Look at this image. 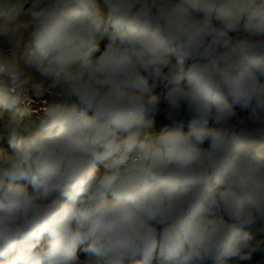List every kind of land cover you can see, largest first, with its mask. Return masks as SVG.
<instances>
[{"label": "clouds", "instance_id": "1", "mask_svg": "<svg viewBox=\"0 0 264 264\" xmlns=\"http://www.w3.org/2000/svg\"><path fill=\"white\" fill-rule=\"evenodd\" d=\"M162 102L187 132L153 135ZM0 106V264L246 258L264 152L231 121L264 133V0H0Z\"/></svg>", "mask_w": 264, "mask_h": 264}, {"label": "trees", "instance_id": "2", "mask_svg": "<svg viewBox=\"0 0 264 264\" xmlns=\"http://www.w3.org/2000/svg\"><path fill=\"white\" fill-rule=\"evenodd\" d=\"M28 5L25 6L27 8ZM108 43V38L104 37L100 41V51L97 52L99 56L105 49ZM173 62H175V57H173ZM190 64V62H187ZM163 90L162 85H158L155 89L157 93ZM161 111L156 115L155 121L156 130H162L165 127L172 128L179 124L180 120L185 121L184 131H188L187 126V115L184 113L182 117H178L176 121L169 120L167 117L168 106L165 103H161ZM233 131L245 141V143L252 144L254 147H259V149L264 152V133H254L252 130L255 128L254 123L249 120V111L242 110L239 107L236 108V116L233 117L232 121ZM210 127L213 126L210 122ZM254 142V143H253ZM210 141H205L203 147H207ZM14 150L10 144H6L0 147V155L10 154ZM98 175L101 174L97 171ZM102 175V174H101ZM31 191V187L29 186ZM248 231L251 234V239L249 241L248 247L243 250L242 256L246 258H241V256L233 257L226 262V264H264V216H258L256 221L249 226ZM78 264H86L90 259L89 255L83 250H79L78 253ZM211 264V262H209Z\"/></svg>", "mask_w": 264, "mask_h": 264}, {"label": "built area", "instance_id": "3", "mask_svg": "<svg viewBox=\"0 0 264 264\" xmlns=\"http://www.w3.org/2000/svg\"><path fill=\"white\" fill-rule=\"evenodd\" d=\"M232 35L234 38H236L237 35L242 37L245 34L241 32L239 34L233 33ZM27 95H28V102H26V104L23 106L28 107L32 112V115L37 120H39L43 115L44 109L53 102V98L48 94H41V93L36 94L33 90H29Z\"/></svg>", "mask_w": 264, "mask_h": 264}, {"label": "rangeland", "instance_id": "4", "mask_svg": "<svg viewBox=\"0 0 264 264\" xmlns=\"http://www.w3.org/2000/svg\"><path fill=\"white\" fill-rule=\"evenodd\" d=\"M95 57H98L97 56V53H95ZM21 107H25L23 105H21ZM0 113L3 114V119L4 120H8L10 119L13 115H18V111L16 108H6V107H2L0 106ZM25 119H31V120H34V121H38L33 115H32V112L30 111V115L26 116ZM155 125H156V121H155ZM257 125H255V128L252 130V132L256 133L255 132V129H256ZM153 131V135H157L159 134V132L161 130H156L155 126H154V129L152 130ZM6 144H10L9 140L7 138L3 139V140H0V147L3 146V145H6ZM105 168H104V164L103 163H100L97 167V171L101 174L104 172ZM99 174V175H101Z\"/></svg>", "mask_w": 264, "mask_h": 264}]
</instances>
